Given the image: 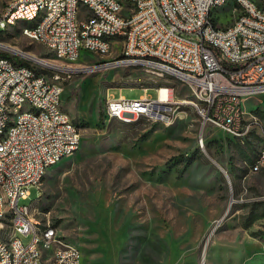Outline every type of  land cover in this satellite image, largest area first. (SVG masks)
Segmentation results:
<instances>
[{"label":"rangeland","instance_id":"374dc122","mask_svg":"<svg viewBox=\"0 0 264 264\" xmlns=\"http://www.w3.org/2000/svg\"><path fill=\"white\" fill-rule=\"evenodd\" d=\"M237 13L232 9L228 20ZM32 23L22 19L0 29V42L57 66L85 68L28 65L60 75L62 107L80 128L81 143L19 204L48 213L63 241L81 248L82 264H264V168L250 171L263 138L264 91L243 97L253 128L241 139L205 123L192 101L174 104L166 122L110 119L104 114L109 94L134 99L148 88L156 98V88L168 86L183 101L194 98L192 88L152 67H92L93 52L74 62L57 58L22 34ZM4 52L16 55L0 47Z\"/></svg>","mask_w":264,"mask_h":264},{"label":"built area","instance_id":"2783aa9c","mask_svg":"<svg viewBox=\"0 0 264 264\" xmlns=\"http://www.w3.org/2000/svg\"><path fill=\"white\" fill-rule=\"evenodd\" d=\"M83 1L93 3L98 17L81 18ZM222 1L134 0V10H127L126 0H1L0 29L32 16L36 7L53 5V13L28 31L38 33L37 42H48L57 58H89V48H96L92 57L97 65L143 63L193 88L194 98L183 101L173 99L168 86L157 87L156 98L147 94L148 88L134 99L109 94L105 117L154 113L155 121L166 122L174 104L192 101L205 123L213 122L228 134L244 131L245 136L253 126L246 119L243 97L264 88V0H234L229 13L217 15ZM232 9H244V17L228 20ZM105 34H112V41H105ZM109 44H118L117 55H108ZM154 57H162V65H154ZM63 91V85L51 84V77L40 78L35 68L0 53V124L6 108L34 103L49 107V114L23 115L22 124L6 132L8 142H0V184H7L11 198V209L2 210L0 195V264H82L83 253L61 237L48 246L56 258H41L35 229L41 221L49 222V215L30 216V207L19 204L31 186L38 187V176L47 167L60 162L71 146H80V128L62 107ZM261 167L264 155L254 158L251 172ZM4 235H14V248L5 247Z\"/></svg>","mask_w":264,"mask_h":264},{"label":"bare ground","instance_id":"6f19581e","mask_svg":"<svg viewBox=\"0 0 264 264\" xmlns=\"http://www.w3.org/2000/svg\"><path fill=\"white\" fill-rule=\"evenodd\" d=\"M230 2L234 3V0H223L221 3H219L217 7V15L221 11V8ZM83 7L86 8V13L82 15L81 18H89V14H91V17H98V9H93L92 2L83 1ZM126 9L134 10V0H126ZM233 11L234 12L237 11L238 13L235 15H232V19H238L239 17H244V9H233ZM51 13H53V5H43L42 7L34 8V12L32 16L22 17L21 20L26 19V20L33 22L30 25H27V26L25 25L22 27V31H26L23 34H25L30 39L37 41L38 33L36 31H28V29L38 28L39 23H41V21H45V19L48 18ZM262 13H264V6H262ZM105 41H112V34H105ZM38 42L48 47V42L46 41H38ZM51 50L54 51L53 49ZM114 50H115V44H109L108 55L113 54ZM89 52L96 53V48H89ZM80 57L81 56L64 57V58L74 62V61H78ZM129 64L143 66V63H129ZM154 65H162V57H154ZM158 70L161 71V69H158ZM40 78H48V75L40 73ZM51 84L61 85V83L59 82V76L51 77ZM192 91H193V88H192ZM185 102H189V101H185ZM191 103H193L196 106V108L199 110V113L201 114V110L198 108L197 104L195 102H191ZM35 113L49 114V107H47V105H44L42 103H34L32 106L15 105V106H12L11 108L4 109V116L6 117H4L3 121L0 124V142H8V134H6V132H11L13 128L20 126L23 122V115H31ZM65 113H68V112L65 111ZM138 118L155 119V114L154 113H141V116H122L116 119H119L123 122H131ZM69 120L72 121L76 127H78L76 123L72 120L70 115H69ZM250 125H251V121H250ZM229 135L232 137L241 139V137L242 138L244 137V131H229ZM80 143H81V139H80ZM203 143H204V140H203ZM79 147L80 146H71L70 148H68V151L63 152V158L73 154L77 149H79ZM262 155H264V137L262 138V141H261L258 153H257V157H262ZM49 167L46 168L45 172L43 173V176H38V185L44 178L46 171ZM250 169H251V165H250ZM0 195L2 198L1 200L2 210H10L11 209V198L9 197V187H7V184H0ZM28 207H30V216H39V213L38 215L37 213H34L32 206H28ZM49 228L51 229V232H50V235L47 237L46 233H49ZM59 237L61 236L59 235L57 229L51 224L50 218H49V222L41 221L40 229H35V239L37 241L38 249L41 250V258H46V259L56 258V251L48 250V246H55L58 243ZM61 241L62 243H65L62 237H61ZM4 244L6 248H14V235H4ZM70 246H73V245H70ZM77 250L78 252H82L81 249L78 247H77Z\"/></svg>","mask_w":264,"mask_h":264},{"label":"water","instance_id":"95a60500","mask_svg":"<svg viewBox=\"0 0 264 264\" xmlns=\"http://www.w3.org/2000/svg\"><path fill=\"white\" fill-rule=\"evenodd\" d=\"M0 47L5 48V49L9 50L10 52H12L16 55H20V56L28 59L29 61H33V62H36L40 65H43L44 67H49L51 69H54L57 72H62V71H64V72L65 71H67V72H80L81 70L85 69V68H64L61 66H57V65H54L52 63H49V62L39 58V57H36L30 53L24 52L18 48H15V47H12V46H9L6 44L3 45V43H0ZM118 64H123V63L115 62V63L106 64V65H97V66H92V67L97 68V67H103V66H113V65H118ZM88 68H91V67H86V69H88ZM263 90H264V88L254 89V92H260Z\"/></svg>","mask_w":264,"mask_h":264},{"label":"trees","instance_id":"16d2710c","mask_svg":"<svg viewBox=\"0 0 264 264\" xmlns=\"http://www.w3.org/2000/svg\"><path fill=\"white\" fill-rule=\"evenodd\" d=\"M1 54L4 55V56H7V57H11V58L16 59L17 62L20 63V64H22V65H30V64H31L30 61H25V60L23 61V60H21V59H20V56H18V55H11V54H9V53H7V52L1 53ZM223 64H224V66L227 65V63H226L225 61H223ZM253 160H254V159H253Z\"/></svg>","mask_w":264,"mask_h":264},{"label":"crops","instance_id":"0c3cea01","mask_svg":"<svg viewBox=\"0 0 264 264\" xmlns=\"http://www.w3.org/2000/svg\"><path fill=\"white\" fill-rule=\"evenodd\" d=\"M116 47H118V44H115V48H116ZM117 49H118V48H117ZM111 55H112V54H111ZM63 159H64V158H63ZM57 163H58V162H57ZM57 163H55V164H57ZM55 164H54V165H55ZM52 166H53V165H52ZM52 166H51V167H52ZM49 168H50V167H49ZM49 168L47 169V171L49 170ZM262 168H264V167H262ZM262 168H261V169H262ZM261 169H260V170H261ZM47 171H46V173H47ZM250 171H251V169H250ZM45 175H46V174H45ZM44 177H45V176H44ZM43 179H44V178H43ZM40 186H41V185H40ZM38 187H39V185H38ZM32 206H33V205H32ZM80 249H81V248H80ZM81 251H82V250H81Z\"/></svg>","mask_w":264,"mask_h":264}]
</instances>
